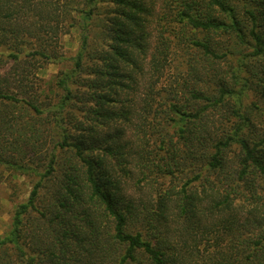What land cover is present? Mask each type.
<instances>
[{"label": "trees", "instance_id": "trees-1", "mask_svg": "<svg viewBox=\"0 0 264 264\" xmlns=\"http://www.w3.org/2000/svg\"><path fill=\"white\" fill-rule=\"evenodd\" d=\"M0 167V264H264V0H0Z\"/></svg>", "mask_w": 264, "mask_h": 264}, {"label": "rangeland", "instance_id": "rangeland-1", "mask_svg": "<svg viewBox=\"0 0 264 264\" xmlns=\"http://www.w3.org/2000/svg\"><path fill=\"white\" fill-rule=\"evenodd\" d=\"M80 42L81 40L79 30L77 28L71 30L70 33L65 34L61 39V53H63L67 59H70L77 53ZM61 69V64L49 63L40 70L39 74L41 78L48 80L53 78ZM168 80L171 81L169 75L164 78L162 86L167 85ZM128 187L133 188L131 185ZM30 189V177L16 175L14 170L0 167V233H4L7 230L11 223L12 213L16 207V204L28 197ZM135 193L137 197H140V195L142 196V193L139 194L140 191ZM146 193L147 192H145L142 197H146ZM177 227L178 226L175 224L174 228L176 229ZM177 233H175L174 238L177 237ZM217 234H222V236L217 238ZM200 239H203V244L201 247H211V245L214 246L215 244L216 247H228V245H230L232 242V237L228 234V231L224 229H222V232H216V234L201 231Z\"/></svg>", "mask_w": 264, "mask_h": 264}]
</instances>
